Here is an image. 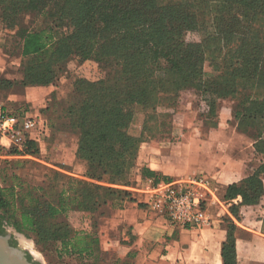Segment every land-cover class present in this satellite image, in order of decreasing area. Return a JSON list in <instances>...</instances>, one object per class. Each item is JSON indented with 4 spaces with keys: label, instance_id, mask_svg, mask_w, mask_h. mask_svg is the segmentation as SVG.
Instances as JSON below:
<instances>
[{
    "label": "trees",
    "instance_id": "obj_1",
    "mask_svg": "<svg viewBox=\"0 0 264 264\" xmlns=\"http://www.w3.org/2000/svg\"><path fill=\"white\" fill-rule=\"evenodd\" d=\"M26 11L46 17L48 22L37 27L21 25L17 35L23 77H0L1 89L20 91L26 85L52 83L73 57L77 62L92 59L106 69L107 76L97 81L73 76L69 95L76 99L64 109L72 132L65 131L63 124L56 129V135L62 132L76 137L75 155L86 166L84 176L123 186L133 184L131 169L138 148L137 136L128 132L133 104L155 108L166 99L173 101L166 103L170 106L180 91L194 88L207 107L201 117L204 126H215L221 99L232 100L236 128L253 139V148L261 156L251 174L226 187L225 200L241 198L229 206L231 214L239 218L240 205L261 201L264 0H0L4 19ZM61 27L67 32H61ZM189 31L198 32L199 39L186 41L184 35ZM206 62L213 73L205 71ZM59 101L62 99L51 95L41 109L50 122L49 112ZM25 112L26 108L7 111L17 116L18 126ZM145 131L144 122L140 136ZM21 143V147L0 146V152L38 154L34 141L25 138ZM55 173L67 178V186L52 187V197L46 195L45 186H23L18 177L8 186L0 184V232L7 225L32 237L38 246L58 243V255H75L86 260L82 264H99L104 253L93 213L102 206L121 208L134 198L127 189ZM134 174L152 178L154 183L170 180L144 165ZM68 210L85 212L93 221L91 229L80 233L59 220ZM222 222V264H236V225L229 215ZM132 259H116L114 264H132Z\"/></svg>",
    "mask_w": 264,
    "mask_h": 264
},
{
    "label": "crops",
    "instance_id": "obj_2",
    "mask_svg": "<svg viewBox=\"0 0 264 264\" xmlns=\"http://www.w3.org/2000/svg\"><path fill=\"white\" fill-rule=\"evenodd\" d=\"M15 58H5L0 63V77L22 79L21 56L18 54ZM73 74L67 65L66 70H62L55 81L47 85H26L20 91L0 88V101L7 111L17 113L26 108L23 117L34 121V126L18 145L21 147V142L27 138L36 143L39 152L37 155H23L37 158L42 155L39 160L44 162L57 156V163L52 162L53 165L60 163L66 166L77 161L84 166V162L75 155V136L62 132L53 140L44 136L46 117L41 111L51 95L61 100L72 92ZM228 102L231 103L230 111L224 114V118L221 113L217 114L215 126L207 127L203 122L199 127L195 123L184 124L187 129L173 132L174 141L147 145L143 165L170 179L165 182H182L195 176L205 178L207 184L200 190L208 222L202 227L168 224L165 216L147 206V186L150 185L147 179L152 178L137 175L136 183L126 186L134 201H126L114 213L117 223L129 224L134 229L132 264H222L224 215H229L236 225V264H264V196L258 204L240 205L239 218L231 214L229 206L238 203L240 196L224 199L226 187L247 177L259 164L254 160L257 153L253 148V139L238 130L234 120L230 123L233 102ZM221 143L224 145L222 148ZM54 149L58 150L57 154Z\"/></svg>",
    "mask_w": 264,
    "mask_h": 264
},
{
    "label": "rangeland",
    "instance_id": "obj_3",
    "mask_svg": "<svg viewBox=\"0 0 264 264\" xmlns=\"http://www.w3.org/2000/svg\"><path fill=\"white\" fill-rule=\"evenodd\" d=\"M46 22H48L46 17L39 15L36 16L35 12H21L19 17L9 16L6 19L0 15V63L5 58H12L16 60L15 57L18 54L20 47V38L17 35V32L22 24L37 27L45 25ZM59 30L61 32H67L68 29L61 27ZM199 37L200 34L198 32L189 31L184 35V39L188 42L198 40ZM77 61L78 60L75 57L67 61L70 66V70L74 72V76H79L80 78L90 81H97L105 77L106 69H102L96 61L92 59H87L82 62ZM206 65L205 71L213 73L214 71L212 67L208 65V62H206ZM70 97L71 94L52 106L49 113L51 115V122H53V125L47 118L45 120L46 128L44 136L47 139L53 140L57 133V125L60 124L65 125V131L72 132L71 126L64 113L65 107L76 99H71ZM228 101L232 100L221 99L219 101L217 114L221 113L222 118H224V114H227L230 111L231 103ZM161 102L165 105H162ZM161 102L157 103L155 108H152L151 106L144 107L141 104H133L132 106V110L134 112L128 126V132L138 138V148L136 150V158L134 159V168L131 169V178H135L134 183H136L137 177L134 173H136L137 169L144 164L143 156L146 155L148 150L147 145H157V142L161 143L168 140L174 141L175 137L173 136V132H175V130L187 129L186 126L192 125L193 123H195V125L197 124V127L202 126V113L207 109L205 102L201 99L200 95L195 92L194 88H188L180 91L179 96L176 101H174L175 103L173 105L166 106V103L168 102V104H172V100L162 99ZM148 113L154 114V116H149ZM229 121L230 123H234L231 118V114ZM54 122L57 123L55 128ZM144 122L146 124L147 131L142 133V136H140ZM184 124L186 126H184ZM22 137V134L18 135L13 139L9 146L14 145L20 147L18 144ZM66 142L69 143V141ZM223 146L224 145L221 143L220 147L222 148ZM57 149H54L56 154L58 153ZM54 155L55 154H53V156ZM255 156V162L261 160L260 155L255 154ZM39 158H42V155L39 156ZM39 158L29 155H13L0 152L1 186H8L18 177V179L22 180L23 186H45L47 191L46 195L52 197L54 196V190L52 187H55L54 189L58 190V188L62 185L64 187L67 186V178L59 177V175L55 173V171H57L67 176L92 181L103 186H112L129 190L126 186L109 182L110 180H108V182L96 181L84 176L86 166H83V164H80L77 161L65 166L60 163L55 165L52 164V162L57 163V156H54V159L49 160V162L40 161ZM111 178L114 177H110L109 179ZM262 181L264 184V174L262 175ZM202 188L203 187L200 189ZM201 194L203 196L202 192ZM115 209L117 208L102 206L93 213V218L96 222L99 247L104 253L98 259L99 264H114L116 259H127L130 261L133 257L134 229L129 224L116 222V217L114 215ZM65 215L66 216H61L59 220L68 222L72 228L80 231V233L87 231V229H91L93 221H91L85 212L68 210ZM10 232L12 233V241L14 244L27 249L32 254V258L38 259L35 260V263L82 264L85 260L84 258L75 255H58L57 247L59 244L56 242L45 243V246L41 247L35 244L34 239L25 233L20 232L22 235V238H20L21 236H17L16 234L14 235L13 231L10 230ZM91 260L92 257H88L87 261L90 262Z\"/></svg>",
    "mask_w": 264,
    "mask_h": 264
},
{
    "label": "built area",
    "instance_id": "obj_4",
    "mask_svg": "<svg viewBox=\"0 0 264 264\" xmlns=\"http://www.w3.org/2000/svg\"><path fill=\"white\" fill-rule=\"evenodd\" d=\"M34 126L30 117H23L18 126V118L7 113L0 101V146H9L13 139ZM21 133V134H20ZM147 206L157 214L167 218L168 224L182 227H202L207 224L205 204L200 188L207 184L202 176L182 182H152L147 179Z\"/></svg>",
    "mask_w": 264,
    "mask_h": 264
},
{
    "label": "water",
    "instance_id": "obj_5",
    "mask_svg": "<svg viewBox=\"0 0 264 264\" xmlns=\"http://www.w3.org/2000/svg\"><path fill=\"white\" fill-rule=\"evenodd\" d=\"M10 230L22 238L21 233L10 226L7 227V231L0 232V264H35L37 258H32L27 249L12 242Z\"/></svg>",
    "mask_w": 264,
    "mask_h": 264
},
{
    "label": "flooded vegetation",
    "instance_id": "obj_6",
    "mask_svg": "<svg viewBox=\"0 0 264 264\" xmlns=\"http://www.w3.org/2000/svg\"><path fill=\"white\" fill-rule=\"evenodd\" d=\"M7 227H8V226L3 225V228L5 229L4 231H7ZM4 231H3V232H4Z\"/></svg>",
    "mask_w": 264,
    "mask_h": 264
}]
</instances>
